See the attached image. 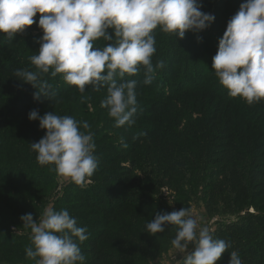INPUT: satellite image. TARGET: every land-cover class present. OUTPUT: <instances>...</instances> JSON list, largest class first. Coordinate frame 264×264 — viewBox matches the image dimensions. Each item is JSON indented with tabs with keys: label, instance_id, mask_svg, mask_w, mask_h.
Masks as SVG:
<instances>
[{
	"label": "trees",
	"instance_id": "trees-1",
	"mask_svg": "<svg viewBox=\"0 0 264 264\" xmlns=\"http://www.w3.org/2000/svg\"><path fill=\"white\" fill-rule=\"evenodd\" d=\"M198 1L202 12L215 17L202 32L189 31L179 39L159 27L154 30L152 63L155 67L162 61L164 67L157 69L151 84L144 83L143 68L136 76L117 77L118 83L137 82L132 126L116 127L108 109L101 108L106 88L89 91L88 86L81 94L62 76L52 77V70L41 79L55 98L33 99L37 89L14 73L36 70L30 58L39 54L40 14L12 40L0 32V264H35L26 256L31 232L20 218L31 213L38 220L56 190L57 175L49 170L54 166H41L31 149L46 134L39 119L29 120L33 110L40 117H72L87 134L86 122L96 140L98 167L92 183L84 188L71 183L50 206L57 212L67 210L77 226L87 230L89 239L80 244L83 264H151L167 252L177 234L174 226L156 236L147 233L156 213H170L158 196L163 185L187 201L199 190L209 215L237 214L215 226L213 238L230 245L216 264H229L232 251L242 264H264V113L256 116L245 110V102L231 97L212 69L228 22L247 0ZM34 29L40 33L26 36ZM108 43L99 39L93 50ZM86 95L100 100L95 116L88 111ZM102 118L99 127L92 126ZM119 138L123 144L103 142ZM249 206L253 211L241 214Z\"/></svg>",
	"mask_w": 264,
	"mask_h": 264
},
{
	"label": "clouds",
	"instance_id": "clouds-1",
	"mask_svg": "<svg viewBox=\"0 0 264 264\" xmlns=\"http://www.w3.org/2000/svg\"><path fill=\"white\" fill-rule=\"evenodd\" d=\"M201 7L198 0H0V32L12 40L31 27L40 14L38 27L43 36L39 54L30 58L36 70L14 73L18 80L37 89L33 99L43 102L55 98L51 86L41 79L52 70V77L62 76L81 94L88 86L94 91L106 88L107 98L101 108L108 109L116 127L132 126L137 112V82L118 83L117 77L136 76L143 68L144 83L151 84L157 69L164 67L162 61L155 67L152 63L154 30L159 27L179 39L189 31L202 32L215 17L202 12ZM99 39L109 43L93 50ZM212 69L231 97H240L249 106L264 100V0L241 4L219 41ZM28 118L39 119L40 128L46 131L38 143L31 144L38 163L53 165L50 171L78 187L91 184L98 161L93 155L95 144L89 124L83 123L86 134L69 116L47 113L40 117L33 110ZM20 219L31 232L28 259L35 264H83L80 244L89 236L67 210L57 212L49 207L38 222L31 213ZM169 225L177 229L171 242L176 255L182 257L177 264H216L230 247L226 241L214 239L212 229L200 227L198 219L185 208L156 213L147 233L156 236ZM229 264H242L236 251L230 253Z\"/></svg>",
	"mask_w": 264,
	"mask_h": 264
},
{
	"label": "rangeland",
	"instance_id": "rangeland-1",
	"mask_svg": "<svg viewBox=\"0 0 264 264\" xmlns=\"http://www.w3.org/2000/svg\"><path fill=\"white\" fill-rule=\"evenodd\" d=\"M208 14H211V13H208ZM38 33H40V30L34 29V30H32V32H30L26 36H32V35L38 34ZM161 38H162V36H161ZM164 38L165 37L163 36V39ZM163 43H166L165 39H164ZM166 45L167 44L162 45L160 55L162 54V51H164V49H166L165 48ZM89 91H93V89H90ZM95 95L98 96V94H95ZM99 97H100V95H99ZM84 98H85V100H88V102H87L88 103V105H87L88 111L95 116V114L98 112L97 110L99 107L100 100L97 98L99 102L96 99H94L92 101L91 98H95V97H89L88 95L84 96ZM238 99H240L241 102H245V104L247 106H245L244 109L251 112V114H254V115L256 114V116H259V114L264 113V100L251 105L250 106L251 108H250V107H248L249 105L246 103V101L244 99H242L240 97ZM103 119L104 118L100 119V121L95 122V124H92V126L93 127H95V126L99 127L101 122L103 121ZM262 119H264V115L262 116ZM108 134H110V133H108ZM104 136H108V135H104ZM98 138H96V139H98ZM119 139H121V138H119ZM119 139H114V140H111L110 142H107L108 140L106 139L107 141H103V142H105L104 144L107 145V144H111L114 141H121ZM95 141L96 140H93L92 142L96 143ZM253 141L256 142V139L253 138ZM257 142H262V140H259L257 138ZM102 156L106 157L105 155H101V157ZM56 181H57V184H56V190L54 191V195L47 202H45V205L43 206L42 212L38 216L37 222L39 221V218L43 215L44 210L49 208L50 206H52L54 203L53 201L57 197L62 195L63 192L65 191V189H67V187L71 184L70 182H68L64 178L60 177L59 175H57ZM200 195H201V192L199 190H197V195L195 197L191 196V198H188V201L186 199H182L179 196H178L179 197L178 198L179 200H178L175 192L173 190L168 189L167 186H164V185L160 187V190L158 192V196L160 197V199L163 202H165V204L169 208L170 213L173 211H179L181 208L188 209L198 219V221L200 223V227L207 226L214 231L215 226L218 223L217 221L225 222V221H229V220H234V218H236L237 214H222V215H218V216L217 215L216 216L209 215L208 213H206V211L204 209V201H203V198L200 197ZM252 211H253V207L249 206L247 209H244L243 211H240V212H242L241 214H245V212H252ZM11 228L14 232H16L15 234H20V233H18L19 232L18 228H16L14 225ZM181 258H182L181 255L180 254L176 255L175 249L173 248V246H171V247H169L167 252L163 253L161 256H159L158 259H155L154 263H151V264H177V260H180Z\"/></svg>",
	"mask_w": 264,
	"mask_h": 264
},
{
	"label": "built area",
	"instance_id": "built-area-1",
	"mask_svg": "<svg viewBox=\"0 0 264 264\" xmlns=\"http://www.w3.org/2000/svg\"><path fill=\"white\" fill-rule=\"evenodd\" d=\"M217 222H218V221H217ZM217 222H216V223H217Z\"/></svg>",
	"mask_w": 264,
	"mask_h": 264
}]
</instances>
